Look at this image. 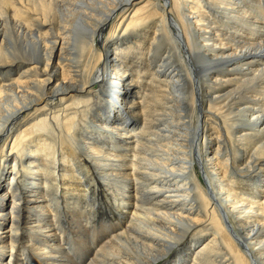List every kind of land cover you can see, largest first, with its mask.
<instances>
[{"label":"bare ground","instance_id":"obj_1","mask_svg":"<svg viewBox=\"0 0 264 264\" xmlns=\"http://www.w3.org/2000/svg\"><path fill=\"white\" fill-rule=\"evenodd\" d=\"M7 247L264 264V0H0Z\"/></svg>","mask_w":264,"mask_h":264},{"label":"rangeland","instance_id":"obj_2","mask_svg":"<svg viewBox=\"0 0 264 264\" xmlns=\"http://www.w3.org/2000/svg\"><path fill=\"white\" fill-rule=\"evenodd\" d=\"M125 104H123V106H124ZM13 124H11V126H12ZM202 177V179H201V181H204L205 179H204V177H203V175L201 176ZM8 182H10V180H8ZM205 182V181H204ZM8 229V228H7ZM7 229L5 230L6 231V233H8L9 234V232L7 231ZM3 232V231H2ZM5 249H7V251H8V253L6 254V256L4 257L5 259H3V260H5V262L3 261V260H0L1 262H0V264H8V261H9V257H10V254H11V250L9 249V247H7V248H5ZM20 253V252H22V250H18L17 251V253ZM15 255L14 256H16V251H15V253H14Z\"/></svg>","mask_w":264,"mask_h":264}]
</instances>
